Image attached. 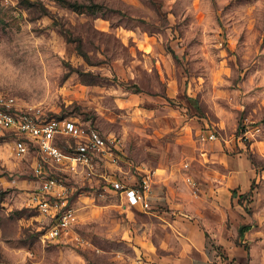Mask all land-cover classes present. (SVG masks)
Segmentation results:
<instances>
[{
  "label": "rangeland",
  "instance_id": "obj_1",
  "mask_svg": "<svg viewBox=\"0 0 264 264\" xmlns=\"http://www.w3.org/2000/svg\"><path fill=\"white\" fill-rule=\"evenodd\" d=\"M0 94L98 127L122 156L89 178L37 167L32 142L13 156L11 135H0V264H143L130 239L146 224L163 234L158 214L171 206L131 207L103 174L127 183L166 174L196 200L203 176L229 174L224 157H211L219 147L255 175L234 189L231 220L250 228L229 244L210 238L213 261L264 264V0H0ZM48 175L78 213L53 238L44 232L54 219L34 197L54 196L40 190Z\"/></svg>",
  "mask_w": 264,
  "mask_h": 264
},
{
  "label": "built area",
  "instance_id": "obj_2",
  "mask_svg": "<svg viewBox=\"0 0 264 264\" xmlns=\"http://www.w3.org/2000/svg\"><path fill=\"white\" fill-rule=\"evenodd\" d=\"M15 103L12 96L0 94V135H11V155L23 157L30 150L32 142L38 151L37 167L41 168L45 162H49L60 169L80 172L89 178L97 173L101 163L120 164L121 147L115 136L72 117L42 116L36 110ZM214 136L213 131L203 134L208 138ZM103 175L115 189L120 190L128 205L151 206L153 181L150 174L144 175L137 183H127L113 173ZM187 180L195 184L190 176ZM62 186L57 177L48 175L41 180L40 190L54 196L47 197L38 192L34 194L39 209L54 219L44 232L47 238L58 237L78 220L76 208L62 199Z\"/></svg>",
  "mask_w": 264,
  "mask_h": 264
},
{
  "label": "crops",
  "instance_id": "obj_3",
  "mask_svg": "<svg viewBox=\"0 0 264 264\" xmlns=\"http://www.w3.org/2000/svg\"><path fill=\"white\" fill-rule=\"evenodd\" d=\"M210 145L213 148V142ZM223 152L219 147L211 151V157H224L225 163L221 164L229 174L221 176L209 173L203 176L198 181L201 194L196 200H192L189 193L183 196V189L188 188L186 181L161 173L155 177L151 206L167 201L172 212L158 214L163 218L158 225L165 231L163 234H150L148 230L153 227L146 224L142 232L130 239L135 258L141 256L143 264H215L209 239L229 244L232 240L230 233L238 234L239 223H231L239 212L233 190L236 188L238 192H243L248 189L251 177L255 175L254 167L243 156L239 165L235 156L226 152L224 156ZM129 206L145 209L139 204ZM148 210L155 212L158 209Z\"/></svg>",
  "mask_w": 264,
  "mask_h": 264
},
{
  "label": "trees",
  "instance_id": "obj_4",
  "mask_svg": "<svg viewBox=\"0 0 264 264\" xmlns=\"http://www.w3.org/2000/svg\"><path fill=\"white\" fill-rule=\"evenodd\" d=\"M69 4H72L73 6H77L78 8V5L80 6L81 3H77V2H70V1H67ZM236 190H233V192L235 193ZM250 228V223L248 222H244V223H241L238 227V231H239V234L240 235H243L246 230H248Z\"/></svg>",
  "mask_w": 264,
  "mask_h": 264
}]
</instances>
